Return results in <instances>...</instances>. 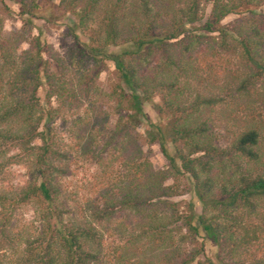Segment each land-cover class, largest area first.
<instances>
[{
  "label": "trees",
  "instance_id": "obj_1",
  "mask_svg": "<svg viewBox=\"0 0 264 264\" xmlns=\"http://www.w3.org/2000/svg\"><path fill=\"white\" fill-rule=\"evenodd\" d=\"M38 1L47 0L17 1L29 25ZM60 3L80 5L73 12V30L85 37L72 60L77 79L65 78L66 65L39 35L29 32L20 56L0 40V176L11 165L27 175L21 188L0 186V264H192L205 241L216 247L215 259L198 264H264L261 124L245 108L243 124L234 128L230 106L236 98L251 105L256 94L264 103V13L248 9L264 0ZM117 46L118 53L109 49ZM222 55L237 56L240 65L230 67ZM107 62L117 83L101 92L94 82ZM155 97L160 103L153 108L168 119L164 127L144 112ZM65 98L91 106L67 131L76 158L97 166L101 187L71 217L60 200L57 180L67 156L54 123L59 109L51 106ZM105 100L116 103L109 107L119 115L112 125L101 108ZM145 120L148 144L160 146L166 170H154L138 144ZM215 121L229 135L225 146L211 128ZM184 177L198 213L192 202L181 211L173 201ZM21 207H31L34 220L17 227L12 219ZM111 220L120 221L124 239L106 247L99 227Z\"/></svg>",
  "mask_w": 264,
  "mask_h": 264
},
{
  "label": "rangeland",
  "instance_id": "obj_2",
  "mask_svg": "<svg viewBox=\"0 0 264 264\" xmlns=\"http://www.w3.org/2000/svg\"><path fill=\"white\" fill-rule=\"evenodd\" d=\"M17 1L18 0H0V40L5 41L12 51H15L17 56H20L22 52L29 48L27 43L29 32L31 33V36L39 35L40 40L49 45V54L54 55L63 66L66 65L64 71L67 74H65L67 77L65 78L72 81L77 79L78 75L75 72L76 70L74 69L72 60L77 59V53L75 51L82 46L85 37L73 30L75 19L73 12L77 11L80 5L71 8L63 6L60 3V0L38 1L36 2L38 7L35 10V16L29 25L27 24L28 16L21 13V7ZM248 9L258 13H264V5L250 7ZM244 11L245 10H243V12ZM209 13L210 5H206L205 20L209 16ZM242 15V13L229 15L225 17L220 24L227 26L238 20ZM199 26L200 25H198V27ZM211 35L213 36L215 33ZM74 36H78L79 41H76ZM109 49L114 53L119 52L118 46ZM222 58L224 61L230 62V67L232 68H237L240 65L237 56L222 55ZM115 83H117V76L113 63L107 62L103 69L100 70L94 85L101 92H108L111 86ZM45 90V85L38 90V96L41 100L44 99ZM68 100H66V98L59 101L53 99L51 101V106L59 109L54 123L61 135V144L67 156L62 164V173L57 180L58 188L61 193L60 200L65 208H67L69 212L68 216L71 217L75 212L80 211L82 207H85L90 204L91 201L95 200L101 187L95 186L97 182L95 179L98 175L97 166L92 161H82L76 158L77 155L75 151L71 150L69 147L71 141L69 142L70 136L67 131V128H69L68 126H70L76 118L83 119L85 111L90 110L91 106L83 99L80 101H77V99ZM159 101V98L155 97L152 105L144 106V112L148 122L164 127L168 123V119L163 115H159L157 110L153 108V105L160 103ZM252 102L251 105H246L243 99L236 98L235 103H231L232 105L230 106L234 113L236 112L238 117L237 120L231 122V126L233 125L234 128H236L243 124L245 114L242 111L247 108L245 110L247 112L250 111L253 117H255L257 121H260L262 131L261 147L264 149V103L261 101L258 94H256L255 101L253 100ZM102 105L101 108H104L103 110H105V113L109 114L110 125L114 124L119 115H113L111 110H109V107L113 109L116 103L105 100ZM211 117H213L212 119L214 120L218 119H216L217 116L215 114ZM104 118L105 116H103V119L101 120H104ZM147 121H143V124L137 130V134L140 135L138 144L142 148L146 157L150 160L154 170H166L168 167V161L163 156L160 146L158 144H148L146 138V131L148 128ZM211 128L214 133L220 134L222 138L221 144L225 146V144H227L225 137L229 135L222 130L221 124L215 121L214 128L212 126ZM168 149L171 154L172 149L170 147ZM26 180L27 175L25 169L19 165H11L5 170L4 175L0 176V186L3 188L17 189L21 188ZM171 183V180L166 182V184ZM181 190H183L181 195L174 197L173 199V201L180 204V210H186V204L192 202L195 211L197 213L200 212L199 202L192 191V183L186 177L182 178ZM32 220H34L33 209L31 207H21L14 214L12 223L17 227H24V225L31 223ZM119 222L120 221L118 220H111L106 223L103 222L100 225L99 228L103 234V241L105 242L106 247H113L122 244L124 237ZM199 240L201 241V239ZM186 249H190V246H187ZM215 252L216 247L212 243L205 241L202 254H200L192 264H198L206 260L214 261Z\"/></svg>",
  "mask_w": 264,
  "mask_h": 264
}]
</instances>
